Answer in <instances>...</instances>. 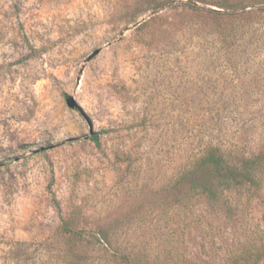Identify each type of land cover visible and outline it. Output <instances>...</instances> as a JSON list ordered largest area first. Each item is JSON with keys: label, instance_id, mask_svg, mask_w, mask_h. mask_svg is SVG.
I'll use <instances>...</instances> for the list:
<instances>
[{"label": "rangeland", "instance_id": "rangeland-1", "mask_svg": "<svg viewBox=\"0 0 264 264\" xmlns=\"http://www.w3.org/2000/svg\"><path fill=\"white\" fill-rule=\"evenodd\" d=\"M206 147L264 157V0H0V264H264V178L175 182Z\"/></svg>", "mask_w": 264, "mask_h": 264}, {"label": "trees", "instance_id": "trees-1", "mask_svg": "<svg viewBox=\"0 0 264 264\" xmlns=\"http://www.w3.org/2000/svg\"><path fill=\"white\" fill-rule=\"evenodd\" d=\"M263 178L264 157L254 154L248 157V155H241L235 151H225L220 148L207 149L206 147L203 152L194 157V160L189 163L182 175L176 178L175 182L179 183L182 179L187 180L188 188L185 198H203L211 203L242 189L248 191V189L253 187L259 191ZM62 233L64 235H74L73 237L76 236L66 226H64ZM97 240L99 243L103 242L105 244L103 239ZM63 253V259L67 258L68 252ZM262 255H264V248L256 253L254 258L256 259ZM146 257L145 255H139L140 260H146ZM160 258L159 255L155 256L153 263L167 264L166 261L158 263L157 260ZM134 259V250L121 247L111 250V255L107 258V260L122 264H131ZM251 259V256L245 255L240 264H255L254 260L251 261ZM141 264L145 263L141 261Z\"/></svg>", "mask_w": 264, "mask_h": 264}, {"label": "water", "instance_id": "water-1", "mask_svg": "<svg viewBox=\"0 0 264 264\" xmlns=\"http://www.w3.org/2000/svg\"><path fill=\"white\" fill-rule=\"evenodd\" d=\"M98 52H94L92 53L88 58H87V61H89L90 59H92Z\"/></svg>", "mask_w": 264, "mask_h": 264}]
</instances>
